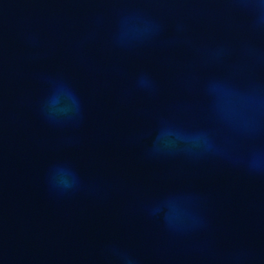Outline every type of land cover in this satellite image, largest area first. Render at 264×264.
<instances>
[{
    "label": "water",
    "instance_id": "1",
    "mask_svg": "<svg viewBox=\"0 0 264 264\" xmlns=\"http://www.w3.org/2000/svg\"><path fill=\"white\" fill-rule=\"evenodd\" d=\"M254 2L0 0V264H264Z\"/></svg>",
    "mask_w": 264,
    "mask_h": 264
},
{
    "label": "clouds",
    "instance_id": "2",
    "mask_svg": "<svg viewBox=\"0 0 264 264\" xmlns=\"http://www.w3.org/2000/svg\"><path fill=\"white\" fill-rule=\"evenodd\" d=\"M252 7L255 9L256 14V25L258 27H264V0H255ZM56 87H58L60 90L68 91L69 95H71L70 90L67 89V86L63 84L62 82H53ZM141 86H147L148 81L144 78L140 80ZM250 168L254 171H264V157H262L260 154H254L250 163ZM62 187L64 189H67L70 187L68 184H63Z\"/></svg>",
    "mask_w": 264,
    "mask_h": 264
}]
</instances>
